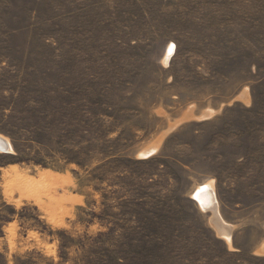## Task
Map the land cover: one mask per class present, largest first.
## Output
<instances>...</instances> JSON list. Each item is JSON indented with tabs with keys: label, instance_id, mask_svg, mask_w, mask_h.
<instances>
[{
	"label": "rangeland",
	"instance_id": "rangeland-1",
	"mask_svg": "<svg viewBox=\"0 0 264 264\" xmlns=\"http://www.w3.org/2000/svg\"><path fill=\"white\" fill-rule=\"evenodd\" d=\"M0 137V264H264V0H0Z\"/></svg>",
	"mask_w": 264,
	"mask_h": 264
},
{
	"label": "bare ground",
	"instance_id": "bare-ground-1",
	"mask_svg": "<svg viewBox=\"0 0 264 264\" xmlns=\"http://www.w3.org/2000/svg\"><path fill=\"white\" fill-rule=\"evenodd\" d=\"M168 58L169 57H166L165 58V61H167L168 60ZM165 61H163V62H165ZM213 114V113H212ZM211 116V115H210ZM0 143L2 144V146L5 148V150L7 151V152H9L10 150H11V148H10V146H9V143H8V141L7 140H5V139H3L2 137H0ZM149 149V148H148ZM146 151V150H145ZM147 152V151H146ZM45 176V175H44ZM47 176V175H46ZM42 177V176H41ZM43 179H44V177H43ZM43 179H41L42 181H43ZM49 179V178H48ZM47 179V180H48ZM40 180V181H41ZM39 181V182H40ZM41 181V183H43ZM46 182V181H45ZM213 183L211 182V183H208V184H206V185H204V186H201V187H199L198 189H196L197 191L195 192V194H194V198H195V200L197 201V203L201 206L200 208L201 209H203V210H205V211H211V212H216L217 211V205H216V201H215V197H214V195H213ZM211 216H213V215H211ZM214 216H217V215H214ZM221 220V219H220ZM221 223H223V222H221ZM222 225H224V224H222ZM226 225V224H225ZM215 226V225H214ZM227 226V225H226ZM229 226V225H228ZM220 227V226H219ZM218 227V228H219ZM221 228H222V226H221ZM227 228V227H226ZM217 229V228H216ZM218 230V229H217ZM221 230V229H220ZM226 230V229H225ZM222 231V235H221V239L223 238L222 236L224 235V238H225V241H227L228 242V244L230 245V241H229V237L227 236V235H225L226 234V232L224 233V231L223 230H221ZM219 234V233H218ZM228 235H230V234H228Z\"/></svg>",
	"mask_w": 264,
	"mask_h": 264
},
{
	"label": "water",
	"instance_id": "water-1",
	"mask_svg": "<svg viewBox=\"0 0 264 264\" xmlns=\"http://www.w3.org/2000/svg\"><path fill=\"white\" fill-rule=\"evenodd\" d=\"M0 152H7V151L5 150V148L2 146L1 143H0Z\"/></svg>",
	"mask_w": 264,
	"mask_h": 264
}]
</instances>
